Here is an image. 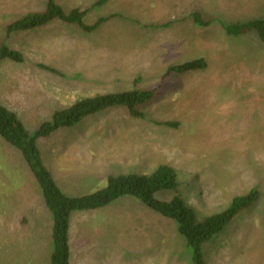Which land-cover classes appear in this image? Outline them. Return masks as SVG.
I'll return each instance as SVG.
<instances>
[{
  "label": "rangeland",
  "instance_id": "rangeland-1",
  "mask_svg": "<svg viewBox=\"0 0 264 264\" xmlns=\"http://www.w3.org/2000/svg\"><path fill=\"white\" fill-rule=\"evenodd\" d=\"M56 1L65 12L84 10L85 24L104 19L92 31L54 19L7 35L6 24L46 0H0V45L24 56L0 60V103L29 131L77 98L156 87L137 106L140 116L110 106L37 139L62 192L90 193L109 175L148 174L162 163L200 214L257 187L258 200L202 245V257L205 264H264V44L255 31L235 37L223 26L263 17L264 0ZM196 10L209 25L192 21ZM194 58L206 67L163 77L167 66ZM0 144V264H50L51 213L40 191L24 184L28 174L12 163L14 173L8 170L2 155L14 160L16 152L1 136ZM69 244L70 264H193L176 221L127 195L71 211Z\"/></svg>",
  "mask_w": 264,
  "mask_h": 264
},
{
  "label": "trees",
  "instance_id": "trees-1",
  "mask_svg": "<svg viewBox=\"0 0 264 264\" xmlns=\"http://www.w3.org/2000/svg\"><path fill=\"white\" fill-rule=\"evenodd\" d=\"M104 1L106 0H97V3ZM84 14L85 11L77 7L65 12L56 0H46L42 10L30 11L21 15L6 24L4 30L9 35L58 19L66 23L76 24L84 31H92L104 19V17H99L94 23L88 25L83 22ZM191 17L192 21L200 26H207L210 23V20L202 19L198 10L193 11ZM223 26L228 35L235 37L255 31L259 41L264 44V16L252 18L245 22H228ZM6 59L20 63L24 61V56L20 51L1 44L0 60ZM206 65L207 63L203 58L186 60L167 66L163 77L171 73L203 69ZM41 66L48 71L59 74L51 67L42 64ZM155 89L156 87L135 88L77 98L65 107L55 109L50 118L40 122L33 132L28 130L14 111L0 103V136L6 146L8 145L11 151L16 152L14 160L11 156L2 155L3 161L5 164L7 162L9 171L14 173L13 167L11 169L12 163L17 168L19 175L28 174L26 180L21 176L19 177L25 181L24 184L28 187L40 191L43 196V204L52 216V224L50 231H48L50 240L48 260L50 264H70L69 216L71 211L99 209L126 195L139 199L162 217L175 220L178 232L185 238L186 244L191 249L193 264H205L202 257V245L214 239L236 214L260 197V190L257 187H252L245 193L232 196L223 209L209 214H200L182 197L176 172L166 163L159 164L148 174L109 175L107 184L103 188L90 193L68 196L62 192L42 160L37 139L49 135L56 129L73 126L87 115L110 106L122 105L127 107L130 113L140 116L141 112L137 106L152 97ZM163 124L176 125L173 121H165ZM2 145L0 144L1 153L4 152ZM2 172L0 171V174ZM16 183L19 185L18 180ZM24 184L22 185L24 186ZM167 192L171 193L168 198L158 196V194ZM3 200L0 202L4 203ZM4 209H0V216L4 213Z\"/></svg>",
  "mask_w": 264,
  "mask_h": 264
},
{
  "label": "crops",
  "instance_id": "crops-1",
  "mask_svg": "<svg viewBox=\"0 0 264 264\" xmlns=\"http://www.w3.org/2000/svg\"><path fill=\"white\" fill-rule=\"evenodd\" d=\"M96 213V212H95ZM52 224V223H51ZM51 227V226H50Z\"/></svg>",
  "mask_w": 264,
  "mask_h": 264
}]
</instances>
